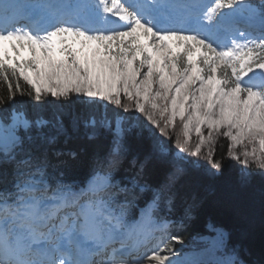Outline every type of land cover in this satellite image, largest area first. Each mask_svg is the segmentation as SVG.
Segmentation results:
<instances>
[{"label":"snow or ice","instance_id":"obj_1","mask_svg":"<svg viewBox=\"0 0 264 264\" xmlns=\"http://www.w3.org/2000/svg\"><path fill=\"white\" fill-rule=\"evenodd\" d=\"M257 177L264 213V0H0V264H173L152 226L250 212Z\"/></svg>","mask_w":264,"mask_h":264},{"label":"trees","instance_id":"obj_2","mask_svg":"<svg viewBox=\"0 0 264 264\" xmlns=\"http://www.w3.org/2000/svg\"><path fill=\"white\" fill-rule=\"evenodd\" d=\"M27 99V98H25ZM31 112V106H30ZM48 115L47 112L44 113ZM179 131V128H177ZM111 134L104 131L100 134L95 144L101 149H107ZM81 144L84 142L81 141ZM225 145V143L223 144ZM226 147V146H225ZM53 162L55 158L53 157ZM238 166L233 162L226 172V177L234 180L237 174ZM87 174V169L83 167H75L73 175L79 180L83 179ZM132 170L128 168L127 163L116 174V179H122L130 177ZM260 180L255 178L253 181L256 190V200L251 211H242L237 213L231 208L222 206L216 197L210 196L203 199L198 207L188 216L184 215V204H179L171 217L176 218V223L171 227L172 235L179 236L183 245L186 248H192L197 245V240L209 232V227L216 226L225 229L229 234L226 251H229L232 246L239 245L241 247V254L245 259L249 261L259 262L264 257V213L261 212L259 203V189ZM4 184L0 183V190H2ZM11 187V185H9ZM206 184L201 182L195 186L194 192L203 193L205 191ZM132 209L131 211H136ZM178 243L172 244L176 249L182 251ZM204 245V243H201Z\"/></svg>","mask_w":264,"mask_h":264},{"label":"rangeland","instance_id":"obj_3","mask_svg":"<svg viewBox=\"0 0 264 264\" xmlns=\"http://www.w3.org/2000/svg\"><path fill=\"white\" fill-rule=\"evenodd\" d=\"M195 138V133H193V139ZM225 143V146L227 145V141H225L223 138H221L220 140H219V144H224ZM212 229H216V230H221V229H223V228H220V227H216V226H210L209 227V232L206 234V235H204V236H202L200 239H198L197 240V246H194L191 250H204V249H206V248H208L209 247V245L202 239L203 237H214L215 235H216V232L215 231H213ZM224 230V229H223ZM225 231V230H224ZM226 232V231H225ZM201 243H204V245L203 246H200L201 245ZM178 245V247L179 248H184L185 247V245H183V244H180V243H178L177 244ZM173 247V246H172ZM174 248V247H173ZM211 254H212V258H211V260L210 261H201L202 263H204V264H212V261L214 260V259H216V258H218V257H222V256H225L226 254H227V252H226V250H225V248L224 249H222V250H219V251H216L214 254H213V252H210Z\"/></svg>","mask_w":264,"mask_h":264},{"label":"bare ground","instance_id":"obj_4","mask_svg":"<svg viewBox=\"0 0 264 264\" xmlns=\"http://www.w3.org/2000/svg\"><path fill=\"white\" fill-rule=\"evenodd\" d=\"M211 258H212V254L210 252L204 253V250H193L191 252H187L185 254L177 255V256L173 257V262L174 263H182V262H185L188 260L210 261Z\"/></svg>","mask_w":264,"mask_h":264}]
</instances>
